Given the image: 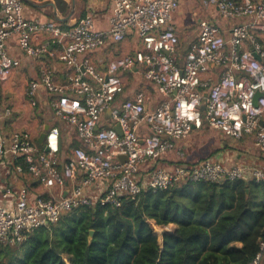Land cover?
<instances>
[{
    "label": "built area",
    "instance_id": "2783aa9c",
    "mask_svg": "<svg viewBox=\"0 0 264 264\" xmlns=\"http://www.w3.org/2000/svg\"><path fill=\"white\" fill-rule=\"evenodd\" d=\"M198 1L215 9L225 24L200 20L181 53L172 21L179 0H113L105 30L94 27L90 13L62 27L53 20L27 18L23 0H0V106L1 83L17 64L6 49L9 38L16 37L25 56L36 58L47 46L32 45L30 38L37 31H48L59 45L58 59L70 69L62 84L51 70L27 83L30 105H35L40 85L54 95L41 149L26 132L5 134L2 124L10 109L0 113V163L9 162L23 172L21 163L15 164L22 158L27 172L43 187L60 189L57 196L31 200L21 189L13 203H0L1 244L19 243L28 231L80 206L118 207L124 197L133 200L143 191H163L186 182L264 180L261 167L225 166L211 159L188 164L175 144L207 125L234 140L249 136L264 157V123L260 124L264 119V0ZM132 29L141 45L134 53L109 60L103 70L89 58L88 53L109 40L122 41ZM134 67L158 95L151 109L141 91L119 100L124 93L122 73ZM60 123L80 143L70 148L63 164ZM116 124L120 133L113 128ZM170 152L178 162L170 168L157 166ZM67 179L74 183L64 192ZM98 182L105 186L92 189ZM12 194L7 188L2 196ZM263 250L260 241L248 264H259Z\"/></svg>",
    "mask_w": 264,
    "mask_h": 264
},
{
    "label": "trees",
    "instance_id": "16d2710c",
    "mask_svg": "<svg viewBox=\"0 0 264 264\" xmlns=\"http://www.w3.org/2000/svg\"><path fill=\"white\" fill-rule=\"evenodd\" d=\"M16 163L27 172L22 158ZM152 223L175 228L159 242ZM260 241L264 180L186 182L143 191L133 200L124 197L118 207L64 211L21 242L0 243V264H248Z\"/></svg>",
    "mask_w": 264,
    "mask_h": 264
},
{
    "label": "crops",
    "instance_id": "0c3cea01",
    "mask_svg": "<svg viewBox=\"0 0 264 264\" xmlns=\"http://www.w3.org/2000/svg\"><path fill=\"white\" fill-rule=\"evenodd\" d=\"M46 3L47 0H23V14L27 18L40 21L53 20L60 23L62 27H66L73 24L77 18L90 13L96 29L105 30L109 26L108 17L111 13L113 0H76L73 8L69 5L62 13L53 12V9L48 7ZM53 15L62 20L55 19ZM202 19L222 23V25L225 24V22L219 21L217 12L212 7H203L198 0H179V6L172 14V21L175 33L183 43L182 48V45L179 46L178 42L181 53L194 38L197 24ZM30 43L32 45L45 44L47 51L36 58H29L18 46L16 37H11L6 42L7 52L17 61V64L12 68L9 77L1 83L2 103L0 113L3 114L6 108L10 109V115L4 118L2 124L5 134L14 131L26 132L38 144L37 139L40 132L50 123V102L54 95L43 85H40L35 105H30L26 96L27 83L30 79L39 80L46 70H51L56 81L62 84L67 81L70 69L58 59L59 45L48 31L33 33ZM140 46L139 38L132 29L122 41L109 40L105 46L88 53V56L99 69L103 70L109 60L120 55L132 54ZM122 80L124 93L119 97V100L129 98L134 91H141L145 95L147 109H151L156 105L158 95L152 84L142 78L139 67H134L131 71L122 73ZM102 118L106 121L107 114H104ZM59 128L61 149L64 152V156H60L61 164H63L65 162L63 159L69 155L70 148L80 143L75 138L74 133L69 131L64 124L60 123ZM141 132L142 135L147 133L144 127L141 128ZM175 144L181 148L182 160L188 164L211 159L220 161L225 166L246 164L264 169V157L253 145L249 136L234 140L224 136L218 130L203 125L201 129L192 131L186 139L176 141ZM176 162L178 161L175 154L170 152L157 162V166L170 168ZM246 180H249L248 177H246ZM73 183L74 181L67 179L64 192L68 191ZM104 186L105 184L98 182L92 185V189H99ZM7 188H10L13 194L4 197L2 194ZM21 189L26 191L30 200L39 195L57 196L60 192V189L56 187L50 189L43 187L29 172H18L9 162L0 163V203H13L16 192ZM153 225L155 227L154 223ZM157 227L160 235L155 231L154 233L157 235L158 241L161 242L162 233L172 231L175 225L169 224Z\"/></svg>",
    "mask_w": 264,
    "mask_h": 264
},
{
    "label": "water",
    "instance_id": "95a60500",
    "mask_svg": "<svg viewBox=\"0 0 264 264\" xmlns=\"http://www.w3.org/2000/svg\"><path fill=\"white\" fill-rule=\"evenodd\" d=\"M76 3V0H47V6L52 8L53 9V12H59V13H62L63 11L66 10V8H68L69 5H71L70 7H74ZM55 14V13H54ZM53 17L57 20H62L61 18H57L56 16L53 15ZM203 96L206 97L207 96V92L204 91L203 92ZM259 96V93L257 92L256 96H255V99L256 97ZM255 101V100H254ZM201 109L204 108V106L202 105L200 107ZM264 123V119H262L260 121V124H263ZM48 128V125H46L43 129V131L40 132L39 136H38V139H37V142L42 145L43 144V140H44V137H45V133H46V130ZM113 128L118 132L120 133V129H119V126L116 124L113 126ZM46 150V148H45ZM121 159H123V156L120 157ZM91 234H92V231H90V236L91 237Z\"/></svg>",
    "mask_w": 264,
    "mask_h": 264
},
{
    "label": "rangeland",
    "instance_id": "374dc122",
    "mask_svg": "<svg viewBox=\"0 0 264 264\" xmlns=\"http://www.w3.org/2000/svg\"><path fill=\"white\" fill-rule=\"evenodd\" d=\"M179 39V38H178ZM180 45H182V48H183V43L181 42V40L179 39V46ZM201 131H203V130H201ZM204 133V132H203ZM152 226H153V229H154V231L158 234V235H160L159 233H160V231H159V228L156 226V224H155V227H154V225H153V223H152ZM169 229V228H168Z\"/></svg>",
    "mask_w": 264,
    "mask_h": 264
}]
</instances>
